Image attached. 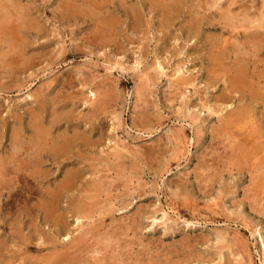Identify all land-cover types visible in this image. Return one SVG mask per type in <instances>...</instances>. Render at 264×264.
Listing matches in <instances>:
<instances>
[{
  "label": "rangeland",
  "instance_id": "1",
  "mask_svg": "<svg viewBox=\"0 0 264 264\" xmlns=\"http://www.w3.org/2000/svg\"><path fill=\"white\" fill-rule=\"evenodd\" d=\"M1 1L2 0H0V2ZM3 1L0 3V7L3 9H0V17L2 16L0 18V24L8 23L6 27L0 28V264H64V262L65 264H68V262L69 264H99L101 262L102 264H134L135 262V264H139L140 262H142V264H146V262L147 264H161V261L163 260V264H240V262L243 264H264V204L262 203L264 202V143L263 145L261 144V141H264V87H262L264 86V0H254V2H256L255 4L253 0H222L219 1V4L215 3L216 0H178L181 2V13L175 14L172 17L173 22L170 24H168L164 18L167 16L166 11L162 10L161 13L160 8H157L160 2L158 0H124V2L123 0ZM123 3L125 5L127 3L128 4L125 6ZM228 3L230 4L227 6ZM257 3L258 5H256ZM249 5L250 8H248ZM127 6H131L132 8L130 7L129 9L134 11H129ZM99 7H101V9ZM226 8H229L230 10ZM20 9L22 10L20 11ZM15 11L17 12L16 14L14 13ZM26 12L28 13V16ZM199 12H201L200 15H205V20L202 16H198ZM107 14H109L108 17ZM134 14L135 16H133ZM3 15L7 16L6 19ZM14 15H16V17ZM84 16L87 17L84 18ZM192 17L196 22L202 17L200 20L202 21V25L199 28L201 33L198 32V28H194L192 31L188 30L191 28V23L194 22ZM22 20H24V22ZM29 20L31 21V24ZM147 20L148 22H146ZM239 20L241 22H239ZM98 21H100V23ZM209 22L212 25H210ZM119 23L122 25L119 26ZM161 23L164 24V27ZM237 23L239 24L240 28L238 27ZM250 24H252V27ZM97 25H101V29ZM168 26H170V28ZM242 27L246 29H243ZM236 28L237 30H235ZM164 29H168L169 33L167 30H165V32ZM119 30L121 32H119ZM189 31L191 35L188 34ZM245 32H249V35L247 33L244 34ZM19 33H22L23 35ZM94 33L96 36L93 35ZM116 33L117 35H115ZM97 34H99V36ZM103 34L109 39H107ZM225 34L228 35L229 38L227 36L225 37ZM250 34H252V36ZM192 35L193 39L190 37ZM21 36H23L26 41ZM114 36L116 38H114ZM201 36L203 38L202 40H206V42H202V40L200 41ZM250 37L254 38L250 39ZM110 38L112 41L114 40L115 43L111 42ZM209 38L215 39L212 40ZM243 38L244 40H242ZM1 39L5 42H2ZM246 39H248V41ZM21 40H24L23 43ZM228 40L232 41L228 42ZM239 40H241L242 44L244 43L243 49V45ZM94 41L95 44L93 43ZM204 42L206 43L204 45H208L209 47L212 43L211 45L213 46H211V48L213 50H211V48L208 46H201V44ZM250 42L254 43L252 44ZM228 43L232 47L231 50L235 51V53L232 51L230 53L228 52L231 48ZM232 43H234V45ZM237 43L240 46H238ZM8 44L10 47H8ZM110 44L112 46H110ZM76 48H78V50ZM194 48L196 51H198V53L194 50ZM198 48L200 49L198 50ZM44 49L46 52H44ZM201 49H205L204 52L203 50L201 51ZM22 50L23 53L21 52ZM218 50H220V53H216ZM237 50L238 52L240 50L241 51L238 53ZM42 51L43 55L41 53ZM241 52L242 54H240ZM250 52L251 55L249 54ZM9 53L11 55H9ZM206 53H210L211 56L206 57L209 55ZM39 54H41V56ZM233 55H235V57ZM23 59H26V61ZM27 59H29V62H27ZM30 60L32 63H34V65L31 64ZM241 60H245L247 62H245L246 65H244V62ZM209 61L212 63H210V66L208 65ZM158 62L161 64H158ZM24 65L26 67H24ZM8 68L10 69L8 70ZM251 72H253L252 75ZM247 73L250 74L248 75ZM256 73L260 74L257 76L258 80L260 81L254 80L257 79L256 75L258 74ZM181 75L184 79L179 77ZM259 77H261V79H259ZM92 78H95V81ZM144 78L146 79L143 81ZM107 79L108 81H106ZM111 79L114 81H111ZM91 81L94 82L91 84ZM96 84H98V87L100 85V87L97 88ZM112 84H114V86ZM111 86L115 87V89H113ZM176 86H178L177 88H186L179 90L176 88ZM258 86H260V88ZM232 87H234L235 90ZM98 89L101 90L99 91ZM90 91L92 93H90ZM141 91H143V95H141ZM93 92L95 95H92ZM107 93H109L108 95L112 96V101H110L111 98H107ZM114 96H116L115 99ZM102 97L104 98L103 100ZM216 100L221 103H218ZM27 104L28 110H26ZM22 105L23 108L25 107L26 109H23ZM206 105L209 107L207 108ZM253 105L255 106L253 107ZM98 106L100 107L98 108ZM209 108L214 110H210ZM95 109L96 112H94ZM228 111H231L230 114ZM236 113L239 116L236 117ZM250 113L253 114L251 115ZM45 114L47 115L46 117ZM240 115H242V117ZM243 115L245 117V121ZM249 115H251L252 118H250L251 116ZM229 116H231V118H229ZM100 118L101 120H98ZM251 119L252 121H250ZM57 122L59 124H57ZM30 124L32 128L29 127ZM219 124L223 128V131L221 130ZM34 127L38 128L36 129ZM227 127H229V129ZM200 128L203 131H201ZM99 130L101 132L98 133ZM228 130L229 133L227 134L226 131ZM43 132L48 136L45 135L44 137ZM102 132L103 134H101ZM224 132H226L227 137L229 138L224 137L226 136ZM39 133L42 134H40V138H38ZM219 133L220 135H218ZM20 134L23 136V138H20L22 137ZM32 134L34 136H32ZM221 134H223V136ZM49 136L51 139H49ZM183 136L186 137L184 138ZM211 137L213 139H210ZM259 137H263L262 139L260 138V145L257 142ZM19 138L20 140H18ZM66 138L70 139V142L72 143L69 148L64 149L62 148V142ZM95 139H98L99 142H97ZM225 139L230 140L225 141ZM248 140L250 144L248 143ZM28 141H31L30 143L32 144H30ZM231 141L234 143L238 141L236 146L238 150L236 147H233V149L230 147V150H227L230 145L234 146V143L232 144ZM245 143H248L249 145L247 146ZM42 144H47L48 146ZM54 144H56L55 148ZM227 144H229V146H227ZM34 147L36 149H34ZM242 147H245L244 151ZM83 148H85L84 152ZM246 148L248 150H246ZM41 149L45 151L41 153ZM47 149L49 150L48 152H46ZM56 149L58 152H60L59 154L55 151ZM68 149H70V151ZM249 149L252 150L254 154ZM59 150L65 151L67 153L61 152ZM231 150L236 151L231 153ZM212 151L214 154L211 153ZM78 152H80V155L82 156L81 159L83 158L84 160L79 159L80 155ZM117 152H121L120 155ZM249 152L252 154H249ZM48 153L52 154L50 155ZM61 153L64 156H62ZM208 153H211V155ZM122 154L125 156H122ZM245 154L249 155L247 156ZM53 155H56L57 157L55 156L54 158ZM65 155L68 157L63 159ZM149 155H151V157ZM254 155L255 157L257 156L256 159L253 157ZM37 156L38 158H36ZM74 156L76 159H78H75L77 164L75 163L74 158H71ZM202 156L206 158L202 159ZM245 156H247L248 160ZM259 156L263 157L258 158ZM44 157L46 160H44ZM99 157H101L100 161L97 159ZM119 157L121 159H119ZM248 157L252 159V161H255L254 164L251 163V160ZM79 160H81L82 163ZM243 160H246L247 162ZM34 161L36 163H34ZM93 161L96 162V164ZM204 161L206 162L204 163ZM90 162H92V164H90ZM42 163H45L47 167ZM32 164H35L34 166L36 168H34ZM93 164H95L96 167H94ZM126 164L127 168L125 167ZM129 164L132 166L131 168ZM229 164H231V166ZM233 164L235 167H233ZM54 165L56 167H54ZM38 166L43 167L41 169L39 167V170L45 173H47L46 171L50 173L51 170V175H49V173L46 175L45 173L39 171ZM91 167L92 169L94 168L93 170L95 172L97 170V172L95 173ZM119 167L123 169H121V172L120 170H117L120 169ZM247 167H249L248 170H246ZM255 167H259L258 171H256L257 168L255 169ZM35 169H37V171ZM57 169L60 170L58 171ZM237 169L241 171H238ZM249 170L251 171V175ZM27 171H29V173ZM34 171H36V174L39 172L40 174L35 175L33 174ZM64 171L65 173H63ZM212 171H214V173ZM242 171H244V173ZM253 172L255 173L254 177ZM261 172L262 174H260ZM81 175L85 177H81ZM38 176H40V179ZM47 176H51L50 179ZM43 177L45 179L47 177V179L45 180ZM102 177L104 179H102ZM196 177L198 181L195 180ZM90 178L91 180H94L91 181ZM214 178L215 180H213ZM250 178L254 181H251ZM34 179L36 181L39 179L38 182L42 183L43 181V183L38 184V182L34 181ZM23 180H25L24 182L26 183L22 182ZM58 180H60L59 182H61V184L58 182ZM64 180H67V183L64 182ZM55 182L57 185H55ZM4 183L6 184L4 185ZM211 183H213V185H211ZM249 183L251 184L249 185ZM80 184L83 185V191L80 190ZM103 184H105V186ZM43 185L44 188H40L39 190V187H43ZM112 185L115 186L113 187ZM5 186L7 187L5 188ZM48 188L53 189L47 190ZM55 188H58V191ZM84 188L88 192H86ZM59 189L62 191L60 192ZM65 189H68V191L70 190V192ZM36 190L39 192L37 193ZM100 190L106 194L103 195L104 193H99L101 192ZM53 191L56 194L58 192L56 195L57 198L55 197ZM251 191L255 194L253 195ZM108 192L109 194L112 192L110 196L107 194ZM68 193L73 194V196ZM75 193L79 194L76 197L77 207H75L76 201L74 202V198L76 196ZM247 193L251 196H249ZM92 194L93 196L91 197L90 195ZM40 195H42V198ZM111 195H113V197ZM94 196H97V198ZM106 196L108 198L105 200L104 198ZM248 196L249 198H247ZM68 197L71 198L69 199ZM95 198L99 203L96 202ZM66 199L69 201L67 202ZM112 199L114 201H112ZM78 200L81 201V203H78ZM89 200H91L92 204H90L91 202H89ZM254 200L255 204L259 202L258 206L253 204ZM120 202L124 203L122 204ZM65 203H67L66 206ZM70 203L73 204V209L75 210H72V205H70L71 207L68 206ZM96 203L99 204L101 208L98 207ZM38 205L41 208H39ZM62 205L64 206L62 207ZM87 205H93V207L91 206V208H89L90 210H93V213L87 208ZM124 205L127 206L125 207ZM48 206L50 210L48 209ZM78 206H80L81 209ZM249 206L256 207L251 208ZM26 208L28 211L31 209L30 212L27 211L29 215L25 212ZM93 208H95L97 211H95ZM97 208H99V210ZM38 210L40 211L37 214ZM77 210H84L80 211V213L83 212L81 215L86 218H81V215L77 213ZM107 210L111 211V213L104 215L103 213ZM49 211L53 212L51 213V216H49ZM69 211L72 212L70 213L71 215L69 214L71 218L68 215ZM87 211L88 213L90 212L89 214H91L92 217L89 214V218L87 217ZM141 212L142 214H140ZM97 213L100 215V217L97 215ZM65 214L67 216H65ZM75 214L76 216H73ZM77 215L78 217L80 216V220L83 219L81 222L78 221L79 218ZM111 215H113V221L110 218ZM53 216H57V218H54ZM62 216L67 218L65 219ZM95 218L99 221H97ZM44 219L48 221L45 222ZM51 219L53 220L50 221ZM33 220H35V222ZM37 222L38 224H35ZM53 222H55L54 225L52 224ZM82 222L84 224H81ZM92 222L94 223L92 224ZM101 222L102 225H100ZM19 223H21V225ZM49 223L52 225H49ZM61 223L62 225H60ZM108 223H110L111 226H109L110 224ZM77 224L81 225L78 226ZM69 225L72 228V231H70L71 228ZM107 225L109 228H107ZM34 226L38 229H35ZM63 226H65L66 229ZM116 226H118L120 230H118ZM26 227H29L30 231L23 230L24 228L28 229ZM120 227L123 229V231L125 229L126 233L125 231L123 232ZM74 229H76V231ZM85 229L88 230L85 231ZM34 230L36 231V234L33 232ZM63 230H67L68 232ZM30 232L31 234L29 235ZM40 232H42V234ZM69 232L71 233L69 234ZM107 232H109L110 235L105 234V236L109 235L107 237L109 240L107 243H105L107 240L104 242V233ZM83 233L86 235V238L84 239L87 240L82 239V235L84 236ZM115 233L117 234V237ZM76 234L78 237L81 236L79 237L80 239L75 236ZM114 235L115 239L113 241L112 238H114ZM65 236L70 238L73 236L74 239H70L68 237L66 239ZM122 238H124L125 241ZM63 239L64 241L62 242ZM80 240H84L85 243L83 242V244ZM116 240L117 242H115ZM75 241H77L78 244ZM110 243L112 245H120L121 248L123 247V249L126 250H122L117 245H115L116 247L114 248V246H111ZM130 246L131 248H128ZM118 251L121 253L120 256L118 255L119 253H117ZM119 257L122 258L119 259ZM137 259L138 261H136ZM115 260H118L119 262H116ZM121 260L122 263H120ZM123 261L129 262L125 263Z\"/></svg>",
  "mask_w": 264,
  "mask_h": 264
},
{
  "label": "bare ground",
  "instance_id": "2",
  "mask_svg": "<svg viewBox=\"0 0 264 264\" xmlns=\"http://www.w3.org/2000/svg\"><path fill=\"white\" fill-rule=\"evenodd\" d=\"M2 1H3V0H2ZM2 1H1V2H2ZM158 1H160V2H159V5L157 6V8H160L161 13H162V10H165L166 13H167V16H166L167 18L164 17V16H163V17L166 19V21L168 22V24L172 23V22H173L172 17H173L175 14H179V13H181V9H180V8H181V2L178 1V0H158ZM158 1H157V2H158ZM219 1H222V0H216L215 3H218V4H219ZM251 1H252V0H251ZM251 1H250V2H251ZM1 2H0V3H1ZM22 2H23V1H22ZM24 2H25V1H24ZM112 2H113V1H112ZM123 2H124V0H123ZM250 2H249V4H250ZM253 2H254V0H253ZM3 3H4V1H3ZM3 3H2V4H3ZM7 3H9V2H7ZM7 3H6V5H7ZM10 3H11V1H10ZM25 3H26V2H25ZM29 3H30V2H29ZM119 3H120V2H119ZM125 3H126V2H125ZM148 3H149V2H148ZM148 3H147V4H148ZM152 3H153V2H152ZM246 3H247V2H246ZM255 3H256V2H254V4H255ZM259 3H261V2H259ZM123 4H124V3H123ZM127 4H128V3H127ZM127 4H126V5H127ZM229 4H230V3H228L227 6H228ZM11 5H12V4H11ZM17 5H18V4H17ZM20 5H21V4H20ZM28 5H29V4H28ZM91 5H92V4H91ZM99 5H100V4H99ZM102 5H103V4H102ZM124 5H125V4H124ZM126 5H125V6H126ZM153 5H154V4H153ZM212 5H213V3H212ZM220 5H221V4H220ZM224 5H225V4H224ZM252 5H253V4H252ZM256 5H258V3H257ZM2 6H3V5H2ZM29 6H30V5H29ZM103 6H105V5H103ZM131 6H132V5H131ZM131 6H130V7H131ZM134 6H135V4H134ZM11 7H12V6H11ZM19 7H20V6H19ZM97 7H98V6H97ZM116 7H117V6H116ZM118 7H119V5H118ZM127 7H128V9L130 8L129 6H127ZM140 7H141V6H140ZM9 8H10V7H9ZM73 8H74V7H73ZM99 8L101 9V7H99ZM119 8H120V7H119ZM119 8H118V9H119ZM124 8H125V7H124ZM131 8H132V7H131ZM151 8H152V7H151ZM232 8H233V7H232ZM232 8H231V9H232ZM239 8H240V7H239ZM248 8H250V5H249ZM253 8H254V7H253ZM258 8H259V7H258ZM0 9H2V7H0ZM23 9H24V8H23ZM66 9H67V7H66ZM96 9H97V8H96ZM102 9H103V8H102ZM136 9H137V8H136ZM138 9H139V8H138ZM149 9H150V8H149ZM152 9H153V8H152ZM152 9H151V10H152ZM182 9H183V8H182ZM226 9L230 10L229 8H226ZM241 9H242V8H241ZM256 9H257V8H256ZM259 9H261V8H259ZM2 10H3V9H2ZM21 10H22V9H20V11H21ZM27 10H28V9H27ZM72 10H73V9H72ZM72 10H71V11H72ZM120 10H121V9H120ZM126 10H127V9H126ZM130 10H131V9H129V11H130ZM140 10H141V9H140ZM263 10H264V9H263ZM7 11H8V10H7ZM13 11H14V9H13ZM28 11H29V10H28ZM69 11H70V10H69ZM75 11H76V10H75ZM75 11H74V12H75ZM122 11H123V9H122ZM127 11H128V10H127ZM129 11H128V12H129ZM132 11H134V10H131V12H132ZM142 11H143V10H142ZM258 11H259V10H258ZM261 11H262V10H261ZM0 12H1V10H0ZM4 12H5V11H4ZM4 12H3V13H4ZM24 12H25V11H24ZM67 12H68V11H67ZM128 12H127V13H128ZM137 12H138V11H137ZM157 12H159V11H157ZM7 13H8V12H7ZM14 13L16 14L17 12L15 11ZM62 13H63V12H62ZM107 13H108V12H107ZM119 13H120V12H119ZM119 13H117V14H119ZM122 13H124V12H122ZM122 13H121V14H122ZM200 13H201V12H199L198 16H202V15H200ZM202 13H203V12H202ZM232 13H233V12H232ZM8 14H9V13H8ZM26 14H27V16H28V13H27V12H26ZM79 14H80V13H79ZM79 14H78V15H79ZM115 14H116V13H115ZM132 14H133V13H132ZM136 14H137V13H136ZM158 14H160V13H158ZM233 14H234V13H233ZM248 14H249V13H248ZM248 14H246V15H248ZM254 14H255V13H254ZM263 14H264V13H263ZM263 14H262V16H263ZM10 15H11V14H10ZM17 15H18V14H17ZM65 15H66V14H65ZM90 15H91V14H90ZM99 15H100V14H99ZM99 15H97V16H99ZM111 15H112V14H111ZM162 15H163V14H162ZM162 15H161V18H162ZM192 15H194V14H192ZM203 15H204V14H203ZM250 15H251V14H250ZM3 16H4V15H3ZM14 16L16 17V15H14ZM18 16H19V15H18ZM18 16H17V17H18ZM72 16H73V15H72ZM80 16H81V15H80ZM108 16H109V14H107V17H108ZM130 16H131V15H130ZM133 16H135V14H134ZM144 16H145V15H144ZM144 16H143V17H144ZM204 16H205V15H204ZM204 16H202L203 19H204ZM243 16H244V15H243ZM243 16H242V17H243ZM1 17H2V16H1ZM1 17H0V18H1ZM4 17H5V19H6L7 16H4ZM4 17H3V18H4ZM22 17H23V16H22ZM22 17H20V18H22ZM81 17H82V16H81ZM81 17H80V18H81ZM85 17H87V16H84V18H85ZM99 17H100V16H99ZM102 17H103V16H102ZM118 17H119V16H118ZM125 17H126V15H125ZM139 17H140V16H139ZM139 17H138V19H139ZM202 17H201V18H202ZM247 17H248V16H247ZM257 17H258V16H257ZM8 18H9V17H8ZM70 18H73V17H70ZM74 18H75V17H74ZM78 18H79V17H78ZM96 18H97V17H96ZM105 18H106V17H105ZM119 18H120V17H119ZM121 18H122V17H121ZM132 18H133V17H132ZM195 18H196V15H195ZM199 18H200V17H199ZM201 18H200V20H201ZM248 18H249V17H248ZM248 18H247V19H248ZM10 19H11V18H10ZM10 19H9V20H10ZM32 19H33V18H32ZM62 19H63V18H62ZM76 19H77V18H76ZM91 19H92V18H91ZM94 19H95V18H94ZM99 19H100V18H99ZM99 19H98V20H99ZM102 19H104V18H102ZM102 19H101V20H102ZM106 19H107V18H106ZM106 19H105V20H106ZM113 19H114V18H113ZM127 19H128V17H127ZM133 19H134V18H133ZM174 19H176V18H174ZM189 19H190V18H189ZM197 19H198V18H197ZM234 19H235V18H234ZM1 20H2V19H1ZM19 20H21V19H19ZM33 20H34V19H33ZM36 20H37V19H36ZM70 20H71V19H70ZM84 20H85V19H84ZM109 20H110V19H109ZM123 20H124V19H123ZM139 20H140V19H139ZM139 20H138V21H139ZM145 20H146V19H145ZM192 20L194 21L193 17H192ZM200 20L197 21V22H196V21L192 22V23H191V28L188 29V30H191V31H192L194 28H198V29H199V28L201 27V25H202V21H200ZM204 20H205V19H204ZM208 20H209V19H208ZM208 20H206V21H208ZM253 20H254V18H253ZM253 20H252V21H253ZM15 21H16V20H15ZM15 21H14V22H15ZM22 21L24 22V20H22ZM29 21H30V20H29ZM34 21H35V20H34ZM71 21H73V20H71ZM93 21H94V20H93ZM103 21H104V20H103ZM112 21H113V20H112ZM114 21H115V20H114ZM130 21H131V19H130ZM135 21H136V20H135ZM209 21H210V20H209ZM214 21H215V20H214ZM254 21H255V20H254ZM6 22H7V21H6ZM23 22H22V23H23ZM74 22H75V21H74ZM98 22L100 23V21H98ZM105 22H106V21H105ZM133 22H134V21H133ZM146 22H148V20H147ZM164 22H165V21H164ZM164 22H163V23H164ZM167 22H165V23H167ZM188 22L190 23L189 20H188ZM198 22H199L200 24H199ZM204 22H205V21H204ZM210 22H211V21H210ZM210 22H209V24L212 25ZM232 22H233V21H232ZM239 22H241V21L239 20ZM256 22H257V21H256ZM259 22H260V21H259ZM259 22H258V23H259ZM7 23H8V22H7ZM7 23H1V24H0V28L6 27V26H7ZM19 23H20V22H19ZM38 23H39V22H38ZM70 23H71V22H70ZM109 23H110V21H109ZM109 23H108V24H109ZM122 23H123V21H122ZM134 23H135V22H134ZM137 23H139V22H137ZM142 23H143V22H142ZM142 23H141V24H142ZM233 23H234V22H233ZM245 23H246V22H245ZM14 24H15V23H14ZM30 24H31V21H30ZM95 24H96V23H95ZM106 24H107V23H106ZM111 24H112V23H111ZM123 24H124V23H123ZM132 24H133V23H132ZM161 24H162V23H161ZM204 24H205V23H204ZM237 24H238V23H237ZM259 24H260V23H259ZM261 24H262V23H261ZM21 25H26V24H21ZM21 25H20V26H21ZM34 25H35V24H34ZM40 25H41V24H40ZM101 25H102V24H101ZM101 25H97V26L100 27ZM121 25H122V24H121ZM121 25H120V23H119V26H121ZM128 25H129V24H128ZM142 25H144V24H142ZM146 25H147V24H146ZM163 25H164V24H162V26H163ZM210 25H209V26H210ZM233 25H234V24H233ZM250 25H251V27H252V24H250ZM250 25H249V28H250ZM254 25H255V24H254ZM262 25H263V24H262ZM32 26H33V25H32ZM35 26H36V25H35ZM97 26H96V27H97ZM102 26H103V25H102ZM102 26H101V27H102ZM106 26H107V25H106ZM170 26H171V25H170ZM170 26H168V27L170 28ZM188 26L190 27L189 24H188ZM234 26H235V25H234ZM256 26H257V25H256ZM33 27H34V26H33ZM42 27H43V26H42ZM101 27H100V29H101ZM111 27H112V26H111ZM117 27H118V26H117ZM131 27H132V26H131ZM145 27H146V26H145ZM163 27H164V26H163ZM166 27H167V26H166ZM212 27H213V26H212ZM238 27H239V24H238ZM24 28H25V27H24ZM24 28H23V29H24ZM97 28H98V27H97ZM115 28H116V26H115ZM118 28H119V27H118ZM125 28H126V27H125ZM125 28H124V29H125ZM138 28H139V27H138ZM169 28H168V29H169ZM209 28H210V27H209ZM232 28H234V27H232ZM239 28H240V27H239ZM242 28H243V27H242ZM28 29H29V28H28ZM28 29H27V30H28ZM38 29H39V28H38ZM40 29H41V28H40ZM105 29H108V28H105ZM119 29H120V28H119ZM124 29H122V30H124ZM128 29H129V27H128ZM128 29H127V30H128ZM145 29H146V28H145ZM162 29H163V28H162ZM168 29H164V31H165V30L168 31ZM198 29H197V30H198ZM211 29H212V28H211ZM227 29H228V28H227ZM227 29H226V30H227ZM243 29H246V28H243ZM21 30H22V29H21ZM103 30H104V28H103ZM114 30H115V29H114ZM136 30H137V29H136ZM140 30H142V29H140ZM140 30H139V31H140ZM230 30H231V29H230ZM235 30H237V28H236ZM238 30H240V29H238ZM18 31H19V30H18ZM18 31H17V32H18ZM28 31H29V30H28ZM34 31H36V30H34ZM43 31H44V30H43ZM94 31H95V30H94ZM100 31H102V30H100ZM105 31H106V30H105ZM107 31H108V30H107ZM109 31H110V30H109ZM111 31H112V30H111ZM116 31H117V30H116ZM144 31H145V30H144ZM195 31H196V30H195ZM221 31H222V30H221ZM240 31H241V30H240ZM19 32H20V31H19ZM21 32H22V31H21ZM23 32H24V31H23ZM29 32H30V31H29ZM41 32H42V30H41ZM91 32H92V31H91ZM95 32H97V31H95ZM103 32H104V31H103ZM112 32H113V31H112ZM119 32H121V31L119 30ZM123 32H124V31H123ZM132 32H133V31H132ZM134 32H135V31H134ZM165 32H166V31H165ZM198 32L201 33V32H200V29H199ZM198 32H197V34H198ZM225 32H226V31H225ZM233 32H234V31H233ZM238 32H239V31H238ZM6 33H7V32H6ZM34 33H35V32H34ZM36 33H39V32H36ZM89 33H90V32H89ZM97 33H98V32H97ZM100 33H101V32H100ZM108 33H109V32H108ZM108 33H105V34H108ZM113 33H114V32H113ZM168 33H169V31H168ZM206 33H207V32H206ZM227 33H228V32H227ZM230 33H231V32H230ZM230 33H229V34H230ZM239 33H240V32H239ZM239 33H238V34H239ZM241 33H243V32H241ZM246 33L248 34L249 32H245L244 34H246ZM251 33H252V32H251ZM260 33H261V32H260ZM19 34H22V33H19ZM29 34H30V33H29ZM126 34H127V32H126ZM138 34H139V33H138ZM166 34H167V33H166ZM188 34H190V31L188 32ZM194 34H196V33H194ZM233 34H234V33H233ZM8 35H9V34H8ZM22 35H23V34H22ZM93 35L96 36L95 33H94ZM93 35H92V36H93ZM97 35L99 36V34H97ZM103 35H104V34H103ZM115 35H117V33H116ZM135 35H137V34H135ZM167 35H168V34H167ZM190 35H191V34H190ZM200 35H201V34H200ZM234 35H235V34H234ZM240 35H241V34H240ZM248 35H249V34H248ZM250 35L252 36V34H250ZM25 36H26V34H25ZM39 36H40V35H39ZM89 36H91V35H89ZM104 36H105V35H104ZM214 36H215V35H214ZM223 36H224V35H223ZM226 36L228 37V35L225 34V37H226ZM232 36H233V35H232ZM232 36H231V37H232ZM243 36H244V35H243ZM246 36H247V35H246ZM2 37H3V36H2ZM21 37H23V36H21ZM36 37H37V34H36ZM105 37H106V36H105ZM108 37H109V35H108ZM120 37H121V36H120ZM190 37H192V39H193V35L190 36ZM199 37H200V36H199ZM217 37H219V36H217ZM231 37H230V38H231ZM256 37H257V36H256ZM45 38H46V37H45ZM89 38H90V37H89ZM95 38H96V37H95ZM100 38H101V37H100ZM100 38H99V40H100ZM106 38H107V37H106ZM106 38H105V40H106ZM111 38H112V37H111ZM111 38H110V39H111ZM114 38H116V37L114 36ZM197 38H198V37H197ZM221 38H222V37H221ZM221 38H220V39H221ZM228 38H229V37H228ZM235 38H236V36H235ZM240 38H242V37H240ZM253 38H254V37H252V38L250 37V39H253ZM259 38H260V37H259ZM263 38H264V37H263ZM23 39H24V37H23ZM107 39H109V38H107ZM118 39H119V38H118ZM118 39H117V41H118ZM130 39H132V38H130ZM186 39H187V38H186ZM190 39H191V38H190ZM195 39H196V38H195ZM199 39H200V38H199ZM199 39H198V40H199ZM202 39H203V38H202V36H201L200 41H201ZM209 39L214 40L215 38H214V39H213V38H209ZM250 39H249V40H250ZM256 39H257V38H256ZM256 39H255V40H256ZM8 40H9V38H8ZM11 40H12V38H11ZM24 40H25V39H24ZM24 40H23V41H24ZM88 40H89V39H88ZM103 40H104V39H103ZM242 40H244V38H243ZM246 40L248 41V39H246ZM260 40H261V39H260ZM1 41H2V39H1ZM21 41H22V40H21ZM23 41H22V43H23ZM25 41H26V40H25ZM110 41H111V42H114V40L112 41V39H111ZM203 41L206 42V40H202V42H203ZM207 41H208V39H207ZM217 41H218V40H217ZM223 41H224V40H223ZM229 41H230V40H228V42H229ZM231 41H232V40H231ZM231 41H230V42H231ZM239 41L241 42V40H239ZM239 41H238V42H239ZM256 41H257V40H256ZM2 42H5V41H2ZM11 42H12V41H11ZM91 42H92V41H91ZM97 42H98V41H97ZM101 42H102V41H101ZM198 42H199V41H198ZM205 42H204L203 44H201V46H202V45H203V46H208V45H204V44H206ZM233 42H234V41H233ZM258 42H259V41H258ZM93 43L95 44V41H94ZM98 43H100V42H98ZM105 43H106V42H105ZM114 43H115V42H114ZM117 43H118V42H117ZM122 43H123V42H122ZM210 43H211V42H210ZM210 43H207V44H210ZM248 43H249V42H248ZM250 43L253 44L254 42H250ZM6 44H7V43H6ZM17 44H18V43H17ZM46 44H48V43H46ZM101 44H102V43H101ZM120 44H121V43H120ZM199 44H200V43H199ZM211 44H212V43H211ZM211 44H210V47L208 46L209 48H211V46H213V45H211ZM219 44H220V43H219ZM219 44H218V45H219ZM228 44H229V43H228ZM232 44L234 45V43H232ZM237 44H238V43H237ZM241 44H242V42H241ZM243 44H244V43H243ZM243 44H242V45H243ZM259 44H260V43H259ZM3 45H4V44H3ZM44 45H45V44H44ZM104 45H107V44H104ZM113 45H114V44H113ZM220 45H221V44H220ZM220 45H219V46H220ZM225 45H226V44H225ZM235 45H236V44H235ZM242 45H241V46H242ZM248 45H249V44H248ZM256 45H257V44H256ZM5 46H6V45H5ZM21 46H23V45H21ZM45 46H46V45H45ZM47 46H48V45H47ZM110 46H112V45L110 44ZM110 46H109V47H110ZM120 46H121V45H120ZM229 46L231 47L230 44H229ZM238 46H240V45L238 44ZM0 47H1V46H0ZM8 47H10L9 44H8ZM105 47H106V46H105ZM105 47H103V48H105ZM116 47H117V46H116ZM122 47H123V45H122ZM199 47H200V46H199ZM208 47H207V48H208ZM234 47H237V46H234ZM243 47H244V45L242 46V49H243ZM258 47H259V46H258ZM22 48H23V47H22ZM22 48H21V49H22ZM96 48H97V47H96ZM114 48H115V47H114ZM117 48H118V47H117ZM142 48H143V47H142ZM209 48H208V49H209ZM239 48H240V47H239ZM13 49H14V48H13ZM25 49H26V48H25ZM76 49L78 50V48H76ZM121 49H122V48H121ZM199 49H200V48H198V50H199ZM205 49H206V48H205ZM205 49H204V50H205ZM231 49H232V47H231L230 50L228 51L229 53L232 51ZM233 49H235V48H233ZM237 49H238V48H237ZM257 49H259V48H257ZM260 49H261V48H260ZM10 50H11V49H10ZM10 50H9V51H10ZM27 50H28V49H27ZM74 50H75V49H74ZM192 50H193V49H192ZM194 50H195V48H194ZM196 50H197V47H196ZM196 50H195V51H196ZM202 50H203V49H201V51H202ZM204 50H203V52H204ZM209 50H210V49H209ZM211 50H213V49L211 48ZM227 50H228V48H227ZM63 51H64V50H63ZM207 51H208V50H207ZM219 51H220V50H218V52H216V53H220ZM222 51H223V50H222ZM225 51H226V50H225ZM240 51H241V50H240ZM240 51H239V52H240ZM244 51H245V49H244ZM249 51H250V50H249ZM249 51H248V52H249ZM21 52L23 53V50H22ZM44 52H46L45 49H44ZM193 52H194V51H193ZM196 52L198 53V51H196ZM196 52H195V53H196ZM203 52H201V53H203ZM232 52L235 53V51H232ZM237 52H238V50H237ZM239 52H238V53H239ZM245 52H246V51H245ZM245 52H244V53H245ZM262 52H263V51H262ZM17 53H19V52H17ZM26 53H27V51H26ZM39 53H40V52H39ZM41 53H42V55H43V51H42ZM199 53H200V52H199ZM233 53H231V54H233ZM257 53H258V52H257ZM11 54H12V52H11ZM11 54L9 53V55H11ZM15 54H16V53H15ZM45 54H46V53H45ZM116 54H117V53H116ZM120 54H121V53H120ZM206 54H209V55H207L206 57L211 56L210 53H206ZM227 54H228V53H227ZM240 54H242V52H241ZM240 54H237V55H240ZM249 54L251 55V52H250ZM252 54H253V53H252ZM6 55H7V54H6ZM17 55H18V54H17ZM23 55H24V54H23ZM39 55L41 56V54H39ZM213 55H214V54H213ZM218 55H219V54H218ZM255 55H256V54H255ZM257 55H258V54H257ZM3 56H4V55H3ZM12 56H13V55H12ZM21 56H22V55H21ZM24 56H25V55H24ZM233 56L235 57V55H233ZM244 56H245V55H244ZM22 57H23V56H22ZM218 57H220V56H218ZM221 57H222V56H221ZM227 57H228V56H227ZM249 57H250V56H249ZM37 58H38V56H37ZM211 58H212V57H211ZM244 58H245V57H244ZM251 58H254V57H251ZM38 59H39V58H38ZM208 59H209V58H208ZM241 59H243V58H241ZM246 59H247V58H246ZM23 60L26 61V59H23ZM27 60H28L27 62H29V59H27ZM33 60H34V59H33ZM209 60H210V59H209ZM211 60H214V59H211ZM252 60H253V59H252ZM30 61H31V60H30ZM241 61H242V60H241ZM248 61H249V59H248ZM254 61H255V60H254ZM254 61H253V64H254ZM242 62H244V65H246V64H245V62H246L245 60L242 61ZM3 63H4V62H3ZM21 63H22V62H21ZM25 63H26V62H25ZM210 63H211V62L209 61V63H208L209 66L212 64V63H211V64H210ZM246 63H247V62H246ZM250 63H251V62H250ZM1 64H2V63H1ZM22 64H23V63H22ZM26 64H27V63H26ZM31 64L34 65V63H32V61H31ZM31 64H30V66H31ZM158 64H161V63L158 62ZM251 65H252V63H251ZM9 66H10V65H9ZM17 66H18V65H17ZM20 66H21V65H20ZM20 66H19V69H20ZM28 66H29V65H28ZM30 66H29V67H30ZM223 66H224V65H223ZM238 66H239V65H238ZM241 66H243V65H241ZM249 66H250V65H249ZM253 66H254V65H253ZM21 67H23V66H21ZM24 67H26V66L24 65ZM156 67H158V66H156ZM159 67H160V66H159ZM161 67H162V66H161ZM207 67H208V66H207ZM218 67H219V66H218ZM236 67H237V66H236ZM246 67H247V66H246ZM250 67H251V66H250ZM258 67H259V66H258ZM30 68H31V67H30ZM162 68H163V67H162ZM180 68H181V66H180ZM210 68H211V67H210ZM230 68H231V67H230ZM239 68H240V67H239ZM251 68H252V67H251ZM255 68H256V67H255ZM255 68H254V69H255ZM5 69H6V67H5ZM9 69H10V68H8V70H9ZM14 69H15V67H14ZM24 69H26V68H24ZM28 69H29V68H28ZM158 69H159V68H158ZM160 69H161V68H160ZM163 69H164V68H163ZM243 69H244V68H243ZM249 69H250V68H249ZM252 69H253V68H252ZM16 70H17V69H16ZM176 70H177V69H176ZM214 70H215V69H214ZM219 70H220V69H219ZM255 70H257V69H255ZM258 70H259V69H258ZM262 70H263V69H262ZM5 71H6V70H5ZM238 71H241V70H238ZM245 71H246V70H245ZM251 71H254V70H251ZM3 72H4V70H3ZM11 72H12V71H11ZM13 72H14V71H13ZM15 72H16V71H15ZM17 72H18V70H17ZM17 72H16V73H17ZM162 72H164V71H162ZM230 72H231V71H230ZM235 72H236V71H235ZM242 72H243V71H242ZM257 72H258V71H257ZM260 72L262 73L261 70H260ZM260 72H259V73H260ZM5 73H6V72H5ZM5 73H4V74H5ZM8 73H10V72H8ZM21 73H22V72H21ZM177 73H178V72H177ZM259 73H256V74H258V75H256V77L259 76V75L261 74V73H260V74H259ZM263 73H264V72H263ZM13 74H15V73H13ZM18 74H20V73H18ZM178 74H180V73H178ZM178 74H177V75H178ZM184 74H185V73H184ZM216 74H217V73H216ZM247 74H248V73H247ZM249 74H250V73H249ZM249 74H248V75H249ZM252 74H253V72H251V75H252ZM182 75H183V74H182ZM182 75L179 76V77L183 78ZM185 75H186V74H185ZM220 75H221V74H220ZM222 75H223V74H222ZM243 75H244V74H243ZM251 75H250V76H251ZM254 75H255V74H254ZM261 75H262V74H261ZM18 76H19V75H18ZM87 76H89V75H87ZM87 76H86V77H87ZM224 76H225V75H224ZM262 76H263V75H262ZM89 77H90V76H89ZM147 77H148V76H147ZM210 77H212V76H210ZM216 77H217V76H216ZM253 77H254V76H253ZM95 78H97V77H95ZM95 78H94V79H95ZM213 78H214V76H213ZM245 78H246V77H245ZM92 79H93V78H92ZM94 79H93V80H94ZM108 79H109V78H108ZM108 79H107L106 81H108ZM145 79H146V78H144L143 81H144ZM183 79H184V78H183ZM214 79H215V78H214ZM216 79H217V78H216ZM219 79H220V77H219ZM237 79H238V78H237ZM247 79H248V77H247ZM259 79H261V77H259ZM262 79H263V78H262ZM85 80H86V79H85ZM148 80H150V79H148ZM148 80H147V81H148ZM151 80H152V79H151ZM153 80H154V78H153ZM188 80H189V79H188ZM209 80H211V79H209ZM212 80H213V79H212ZM243 80H244V79H243ZM249 80H250V79H249ZM254 80H258V77H257V79H254ZM86 81H87V80H86ZM94 81H95V80H94ZM94 81H93V82H94ZM109 81H110V80H109ZM111 81H114V80L111 79ZM244 81H245V80H244ZM258 81H260V80H258ZM258 81H257V82H258ZM65 82H66V81H65ZM70 82H71V81H70ZM83 82H84V81H83ZM93 82L91 81V84H92ZM104 82H105V81H104ZM175 82H176V81H175ZM183 82H184V81H183ZM214 82H215V81H214ZM235 82H236V81H235ZM263 82H264V81H263ZM263 82H262V83H263ZM105 83H106V82H105ZM105 83H104V84H105ZM111 83H113V82H111ZM114 83H115V82H114ZM116 83H117V82H116ZM141 83H142V82H141ZM146 83H147V82H146ZM177 83H178V82H177ZM184 83H185V82H184ZM216 83H217V82H216ZM239 83H240V82H239ZM260 83H261V82H260ZM83 84H84V83H83ZM101 84H102V83H101ZM147 84H148V83H147ZM175 84H176V83H175ZM175 84H174V85H175ZM188 84H189V83H188ZM190 84H191V83H190ZM227 84H228V83H227ZM233 84H234V83H233ZM87 85H88V84H87ZM94 85H95V84H94ZM102 85H103V84H102ZM112 85L114 86V84H112ZM116 85H118V84H116ZM181 85H182V84H181ZM258 85H259V84H258ZM84 86H85V85H84ZM96 86H97V88L100 87V85H99V87H98V84H96ZM113 86H111V87H113ZM183 86H184V85H183ZM232 86H233V85H232ZM248 86H249V85H248ZM260 86H262V85H260ZM260 86H258V87L260 88ZM146 87H147V85H146ZM177 87H178V86H176V88H177ZM179 87H180V86H179ZM181 87H182V86H181ZM229 87H230V86H229ZM242 87H243V86H242ZM262 87H264V86H262ZM102 88H103V86H102ZM183 88L185 89L186 87L177 88V89H179V90L181 89V90H182ZM232 88H234V87H232ZM243 88H244V87H243ZM243 88H242V89H243ZM252 88H253V86H252ZM103 89H104V88H103ZM103 89H102V90H103ZM113 89H115V87H113ZM116 89H117V88H116ZM140 89H141V88H140ZM144 89H145V88H144ZM249 89H250V88H249ZM98 90H99V89H98ZM100 90H101V89H100ZM100 90H99V91H100ZM145 90H146V89H145ZM174 90H175V89H174ZM234 90H235V88H234ZM238 90H239V89H238ZM113 91H114V90H113ZM143 91H144V90H143ZM143 91H141V92H142L141 95H143ZM248 91H249V90H248ZM55 92H56V91H55ZM103 92H104V91H103ZM109 92H112V91H109ZM116 92H117V91H116ZM184 92H185V91H184ZM236 92H237V91H236ZM236 92H235V93H236ZM245 92H246V91H245ZM251 92H252V90H251ZM262 92H263V91H262ZM40 93H41V92H40ZM90 93H92V92L90 91ZM175 93H176V91H175ZM108 94H109V93H107V95H108ZM116 94H117V93H116ZM145 94H146V93H145ZM232 94H234V93H232ZM254 94H255V93H254ZM262 94H263V93H262ZM262 94H261V95H262ZM92 95H95L94 92H93ZM102 95H104V94H102ZM234 95H236V94H234ZM263 95H264V94H263ZM96 96H97V95H96ZM99 96H101V95H99ZM108 96H110V95H108ZM108 96H107V98H111L110 101H112V96H110V97H108ZM216 96H217V95H216ZM228 96H229V95H228ZM236 96H238V95H236ZM239 96H240V95H239ZM253 96H254V95H253ZM29 97H30V96H29ZM115 97H116V96H114V99H115ZM117 97H118V96H117ZM234 97H235V96H234ZM234 97H233V98H234ZM248 97H249V96H248ZM94 98H95V97H94ZM99 98H100V97H99ZM263 98H264V96H263ZM30 99H31V97H30ZM33 99H34V98H33ZM37 99H38V98H37ZM103 99H104V98L102 97V100H103ZM237 99H238V98H237ZM41 100H42V99H41ZM64 100H65V99H64ZM108 100H109V99H108ZM108 100H107V101H108ZM225 100H226V98H225ZM240 100H241V99H240ZM240 100H238V101H240ZM254 100H255V99H254ZM257 100H259V99H257ZM114 101H116V100H114ZM216 101H217V100H216ZM220 101H221V100H220ZM245 101H246V99H245ZM92 102H93V101H92ZM217 102H218V101H217ZM251 102H252V101H251ZM31 103H32V102H31ZM82 103H83V102H82ZM109 103H110V102H109ZM218 103H221V102H218ZM243 103H244V102H243ZM37 104H38V103H37ZM222 104H223V103H222ZM31 105H32V104H31ZM33 105H34V104H33ZM92 105H93V103H92ZM103 105H104V104H103ZM241 105H242V101H241ZM27 106H28V104L26 105V107H27ZM228 106H229V105H228ZM238 106H239V105H238ZM251 106H252V104H251ZM254 106H255V105H253V107H254ZM65 107H66V106H65ZM99 107H100V106H98V108H99ZM107 107H108V106H107ZM206 107H207V105H206ZM208 107H209V106H208ZM208 107H207V108H208ZM217 107H218V106H217ZM219 107H220V106H219ZM229 107H230V106H229ZM229 107H228V108H229ZM240 107H241V106H240ZM253 107H251V108H253ZM22 108H23V105H22ZM24 108H25V107H24ZM24 108H23V109H24ZM32 108H33V107H32ZM34 108H35V107H34ZM37 108H38V107H37ZM221 108H222V107H221ZM234 108H235V107H234ZM258 108H259V107H258ZM258 108H257V109H258ZM23 109H22V110H23ZM25 109H26V108H25ZM91 109H92V108H91ZM104 109H106V108H104ZM209 109H210V108H209ZM211 109H212V108H211ZM211 109H210V110H211ZM237 109H238V108H237ZM241 109H242V107H241ZM263 109H264V107H263ZM26 110H28V107H27ZM212 110H214V109H212ZM228 110H229V109H228ZM239 110H240V109H239ZM250 110H251V109H250ZM23 111H24V110H23ZM206 111H207V110H206ZM208 111H209V110H208ZM237 111H238V110H237ZM248 111H249V110H248ZM33 112H34V110H33ZM94 112H96V109H95ZM214 112H215V111H214ZM228 112H229V111H228ZM230 112H231V111H230ZM230 112H229V114H230ZM240 112H241V111H240ZM240 112H239V113H240ZM245 112H246V111H245ZM61 113H62V112H61ZM63 113H64V112H63ZM99 113H100V111H99ZM243 113H244V112H243ZM25 114H26V113H25ZM29 114H30V113H29ZM224 114H226V113H224ZM224 114H222V115H224ZM232 114H233V113H232ZM241 114H242V112H241ZM244 114H245V113H244ZM250 114H251V113H250ZM252 114H253V113H252ZM252 114H251V115H252ZM33 115H34V114H33ZM97 115H100V114H97ZM144 115H145V114H144ZM144 115H143V116H144ZM186 115H187V114H186ZM190 115H192V114H190ZM251 115H249V116H251ZM263 115H264V113H263ZM31 116H32V115H31ZM43 116H44V115H43ZM46 116H47V115L45 114V117H46ZM58 116H59V115H58ZM92 116H93V114H92ZM95 116H96V115H95ZM95 116H94V117H95ZM187 116H188V115H187ZM219 116H220V115H219ZM237 116H239V115H237V113H236V117H237ZM240 116L242 117V115H240ZM247 116H248V115H247ZM99 117H100V116H99ZM243 117H244V115H243ZM12 118H13V117H12ZM141 118H142V114H141ZM218 118H219V117H218ZM229 118H231V116H229ZM232 118H234V117H232ZM250 118H252V116H251ZM138 119H140V118H138ZM257 119H258V118H257ZM88 120H89V119H88ZM98 120H101V118L98 119ZM98 120H97V121H98ZM140 120H141V119H140ZM233 120H234V119H233ZM246 120H247V119H246ZM259 120H260V119H259ZM47 121H48V120H47ZM78 121H79V120H78ZM95 121H96V120H95ZM231 121H232V120H231ZM238 121H239V120H238ZM238 121H237V123H238ZM244 121H245V117H244ZM250 121H252V119H251ZM44 122H45V121H44ZM59 122H60V121H59ZM61 122H62V121H61ZM99 122H101V121H99ZM234 122H235V121H234ZM234 122H233V123H234ZM15 123H16V122H15ZM33 123H34V122H33ZM33 123H32V124H33ZM48 123H49V122H48ZM62 123H63V122H62ZM62 123H61V124H62ZM65 123H68V122H65ZM219 123H220V122H219ZM252 123H254V122H252ZM262 123H263V122H262ZM43 124H45V123H43ZM53 124H54V123H53ZM55 124H56V123H55ZM57 124H59V123L57 122ZM57 124H56V125H57ZM100 124H101V123H100ZM239 124H240V123H239ZM243 124H244V123H243ZM56 125H55V127H56ZM62 125H63V124H62ZM64 125H66V124H64ZM84 125H85V124H84ZM125 125H126V124H125ZM237 125H238V124H237ZM252 125H253V124H252ZM254 125H255V124H254ZM260 125H261V124H260ZM260 125H259V126H260ZM262 125H263V124H262ZM2 126H3V125H2ZM16 126H17V125H16ZM34 126H38V125H34ZM44 126H45V125H44ZM48 126H49V125H48ZM58 126H59V125H58ZM219 126H220V124H219ZM219 126H218V127H219ZM256 126H257V125H256ZM20 127H21V126H20ZM29 127L32 128L31 124L29 125ZM29 127H28V128H29ZM60 127H61V126H60ZM75 127H76V126H75ZM96 127H98V126H96ZM101 127H102V126H101ZM220 127H221V126H220ZM225 127H226V126H225ZM253 127H254V126H253ZM257 127H258V126H257ZM263 127H264V126H263ZM31 128H29V129H31ZM34 128L37 129L38 127H34ZM57 128H58V127H57ZM90 128H91V127H90ZM98 128H99V127H98ZM201 128H202V127H201ZM201 128H200V129H201ZM203 128H204V127H203ZM227 128L229 129V127H227ZM227 128H226V129H227ZM230 128H231V127H230ZM23 129H24V128H23ZM101 129H102V128H101ZM222 129H223V128L221 127V130H222ZM51 130H52V129H51ZM51 130H50V131H51ZM59 130H60V128H59ZM89 130H90V129H89ZM89 130H88V131H89ZM218 130H220V129H218ZM29 131H30V130H29ZM39 131H41V130H39ZM47 131H48V130H47ZM60 131H61V130H60ZM173 131H175V130H173ZM173 131H172V132H173ZM198 131H199V130H198ZM201 131H203V130L201 129ZM222 131H223V130H222ZM224 131H225V130H224ZM41 132H42V131H41ZM56 132H57V131H56ZM90 132H91V131H90ZM99 132H101V131L99 130L98 133H99ZM175 132H176V131H175ZM182 132H183V131H182ZM226 132H227V134H228V133H229V130L226 131ZM226 132H224V133L226 134ZM21 133H22V132H21ZM24 133H25V132H24ZM26 133H27V132H26ZM32 133H33V132H32ZM255 133H256V132H255ZM7 134H8V133H7ZM7 134H6V135H7ZM29 134H30V133H29ZM36 134H37V132H36ZM40 134H41V133H39L38 138H40ZM43 134H44V132H43ZM51 134H52V132H51ZM64 134H65V133H64ZM92 134H93V133H92ZM101 134H103V132H102ZM201 134H202V133H201ZM213 134H214V133H213ZM227 134H226V136H224V137H227ZM233 134H234V133H233ZM258 134H259V133H258ZM20 135H21V134H20ZM41 135H42V134H41ZM45 135H47V134H44V137H45ZM89 135H91V134H89ZM95 135H96V134H95ZM203 135H204V134H203ZM218 135H220V133H219ZM221 135L223 136V134H221ZM230 135H231V134H230ZM230 135H229V136H230ZM261 135H262V134H261ZM2 136H3V135H2ZM21 136H22V135H21ZM28 136H31V135H28ZM28 136H27V137H28ZM32 136H34V135L32 134ZM47 136H48V135H47ZM47 136H46V137H47ZM91 136H92V135H91ZM96 136H98V135H96ZM211 136H212V135H211ZM49 137H50V136H49ZM93 137H94V136H93ZM181 137H182V136H181ZM183 137L185 138L186 136H183ZM198 137H199V136H198ZM215 137H216V136H215ZM219 137H220V136H219ZM237 137H238V136H237ZM20 138H23V136L20 137ZM20 138H19L18 140H20ZM25 138H26V136H25ZM30 138H31V137H30ZM57 138H58V137H57ZM57 138H56V139H57ZM90 138H91V137H90ZM99 138L102 139L101 137H99ZM176 138H177V137H176ZM190 138H191V137H190ZM199 138H200V137H199ZM220 138H221V137H220ZM227 138H229V137H227ZM253 138H254V137H253ZM260 138L262 139L263 137H259V140H258L257 142H258L259 145H260V143L262 142L261 144L263 145L264 141H261V142L259 143V141L261 140ZM46 139H47V138H46ZM49 139H51V137H50ZM52 139H53V137H52ZM93 139H94V138H93ZM210 139H213V138L211 137ZM244 139H245V138H244ZM247 139H248V138H247ZM247 139H246V140H247ZM23 140H24V139H23ZM95 140H97V142H99L98 139H95ZM95 140H94V141H95ZM172 140H173V139H172ZM181 140H182V138H181ZM192 140H193V139H192ZM201 140H203V139H201ZM201 140H200V141H201ZM215 140H216V139H215ZM226 140H228V139H225V141H226ZM229 140H230V139H229ZM229 140H228V141H229ZM234 140H235V139H234ZM239 140H240V139H239ZM46 141H47V140H46ZM70 141H71V140L68 139V138L64 139V141L62 142V143H63V144H62V148H64V149L69 148V147L71 146V143H72V142H70ZM86 141H87V140H86ZM101 141H102V140H101ZM177 141H179V140H177ZM203 141H204V140H203ZM203 141H202V142H203ZM218 141H219V139H218ZM222 141H223V139H222ZM222 141H221V142H222ZM16 142H18V141H16ZM28 142H29V141H28ZM30 142H31V141H30ZM30 142H29V143H30ZM39 142H40V141H39ZM49 142H50V140H49ZM90 142H91V141H90ZM180 142H181V141H180ZM210 142H211V140H210ZM221 142H220V143H221ZM231 142H232V141H231ZM237 142H238V141H237ZM237 142H236V143L232 142V144L234 143V146H231V145L229 146V144H227V146H229V147L227 148V150H230V149H229L230 147H232V149H233V147L235 148V147L237 146V144H238ZM45 143H46V142H45ZM120 143H125V142H120ZM243 143H244V142H243ZM248 143H249V140H248ZM248 143H247V144L245 143V144L248 146V145L250 144V143H249V144H248ZM22 144H23V143H22ZM30 144H32V143H30ZM30 144H29V145H30ZM57 144H58V143H57ZM77 144H78V143H77ZM96 144H98V143H96ZM203 144H204V143H203ZM223 144H224V142H223ZM235 144H236V145H235ZM239 144H240V143H239ZM23 145H24V144H23ZM39 145H40V144H39ZM42 145H45V144H42ZM50 145H51V142H50ZM50 145H49V147H50ZM94 145H95V144H94ZM99 145H100V144H99ZM124 145H125V144H124ZM45 146H48V145L46 144ZM52 146H53V145H52ZM55 146H56V144H54V148H55ZM127 146H128V145H127ZM154 146H156V145H154ZM204 146H205V145H204ZM225 146H226V144H225ZM225 146H224V147H225ZM247 146H246V147H247ZM254 146H255V145H254ZM13 147H14V146H13ZM13 147H12V148H13ZM16 147H17V146H16ZM79 147H80V146H79ZM129 147H130V146H129ZM141 147H142V146H141ZM262 147H263V146H262ZM46 148H48V147H46ZM56 148H58V147H56ZM130 148H131V147H130ZM236 148H237V147H236ZM242 148H243V147H242ZM244 148H245V147H244ZM244 148H243V151L245 150ZM15 149H16V148H15ZM18 149H20V148H18ZM34 149H36V148L34 147ZM34 149H33V151H34ZM52 149H53V148H52ZM84 149H85V148H83V152H84ZM116 149H117V148H116ZM149 149H150V148H149ZM153 149H154V148H153ZM212 149H213V144H212ZM251 149H252V148H251ZM16 150H17V149H16ZM41 150H42V149H41ZM68 150L70 151V149H68ZM87 150H88V149H87ZM140 150H141V149H140ZM143 150H144V149H143ZM151 150H152V149H151ZM237 150H238V148H237ZM246 150H248V149L246 148ZM249 150H250V149H249ZM255 150H256V149H255ZM13 151H14V150H13ZM18 151H19V150H18ZM26 151H27V150H26ZM43 151H45V150H42L41 153H43ZM48 151H49V150L47 149L46 152H48ZM55 151L58 152L57 149H56ZM59 151H61V150H59ZM79 151H80V150H79ZM206 151H207V150H206ZM231 151H232V150H231ZM235 151H236V150H233L231 153H234ZM250 151L253 153L252 150H250ZM20 152H21V150H20ZM61 152H65V151H61ZM80 152H81V151H80ZM80 152H78L79 155H80ZM89 152H90V151H89ZM122 152H123V151H122ZM204 152H205V151H204ZM237 152H238V151H237ZM247 152H248V151H247ZM32 153H33V152H32ZM59 153H60V152H58V154H59ZM65 153H67V152H65ZM85 153H86V152H85ZM87 153H88V152H87ZM117 153H118V152H117ZM120 153H121V152H120ZM120 153H118V154L120 155ZM211 153L214 154L213 151H212ZM211 153H210V154L208 153V154L211 155ZM229 153H230V152H229ZM239 153H240V152H239ZM244 153H245V152H244ZM252 153L249 152V154H252ZM44 154H45V153H44ZM48 154H50V153H48ZM51 154H52V153H51ZM51 154H50V155H51ZM75 154H76V153H75ZM109 154H110V152H109ZM114 154H115V153H114ZM118 154H117V155H118ZM205 154H207V153H205ZM227 154H228V152H227ZM249 154H248V155H249ZM253 154H254V153H253ZM38 155H39V153H38ZM61 155H62V153H61ZM67 155H69V154H67ZM67 155H65V157H63V159H64V158H67V157H68ZM73 155H74V154H73ZM76 155H77V154H76ZM93 155H94V153H93ZM232 155H233V154H232ZM238 155H239V154H238ZM245 155H247V154H245ZM248 155H247V156H248ZM260 155H261V154H260ZM17 156H18V155H17ZM48 156H49V155H48ZM53 156H54V155H53ZM53 156H51V157H53ZM55 156H56V155H55ZM55 156H54V158H55ZM62 156H64V155H62ZM83 156H84V155H83ZM88 156H89V155H88ZM94 156H95V155H94ZM106 156H107V155H106ZM115 156H116V154H115ZM122 156H125V155L122 154ZM122 156H121V157H122ZM142 156H143V154H142ZM149 156L151 157V155H149ZM228 156H229V155H228ZM230 156H231V155H230ZM234 156H235V154H234ZM234 156H233V158H234ZM247 156H245L246 159H247ZM45 157H46V156H45ZM45 157H44V160H46ZM56 157H57V156H56ZM81 157H82V156L80 155V158H79V159H81ZM89 157H90V156H89ZM92 157H93V156H92ZM109 157H110V155H109ZM117 157H118V156H117ZM129 157H130V156H129ZM202 157H203V156H202ZM209 157H210V156H209ZM211 157H212V156H211ZM253 157H255V155H254ZM260 157H261V156H259L258 158H260ZM262 157H263V156H262ZM262 157H261V158H262ZM36 158H38V156H37ZM49 158H50V157H49ZM58 158H59V157H58ZM58 158H57V160H58ZM61 158H62V157H61ZM71 158H74L75 163H76V160H78V159L75 158V156H74V157H71ZM77 158H78V157H77ZM85 158H86V157H85ZM130 158H131V157H130ZM141 158H142V157H141ZM204 158H206V157H203L202 159H204ZM229 158H230V157H229ZM229 158H228V159H229ZM235 158H237V157H235ZM242 158H244V157H242ZM248 158H249V157H248ZM256 158H257V156L255 157V159H256ZM39 159H40V158H39ZM42 159H43V158H42ZM42 159H41V160H42ZM75 159H76V160H75ZM82 159H83V158H82ZM82 159H81V160H82ZM94 159H95V158H94ZM97 159L100 161V160H101V157H99V158H97ZM102 159H105V158H102ZM106 159H107V158H106ZM110 159H111V158H110ZM110 159H109V160H110ZM113 159H114V158H113ZM113 159H112V160H113ZM116 159H117V158H116ZM119 159H121V158L119 157ZM244 159H245V158H244ZM249 159H250V158H249ZM47 160H48V159H47ZM81 160H79V161L81 162ZM83 160H84V159H83ZM86 160H87V159H86ZM92 160H93V159H92ZM109 160H108V161H109ZM122 160H123V159H122ZM247 160H248V159H247ZM250 160H251V163L254 164L255 161H252V159H250ZM7 161H8V160H7ZM12 161H13V160H12ZM51 161H52V160H51ZM61 161H62V160H61ZM64 161H65V160H64ZM90 161H91V158H90ZM94 161H95V160H94ZM94 161H93V162H94ZM116 161H117V160H116ZM119 161H121V160H119ZM119 161H118V162H119ZM229 161H230V160H229ZM243 161L247 162L246 160H243ZM39 162H40V161H39ZM44 162H47V161H44ZM54 162H55V161H54ZM71 162H72V161H71ZM114 162H115V161H114ZM205 162H206V161H204V163H205ZM214 162H215V161H214ZM232 162H234V161H232ZM241 162H242V160H241ZM257 162H258V161H257ZM11 163H12V162H11ZM32 163H33V162H32ZM34 163H36V162L34 161ZM37 163H38V162H37ZM56 163H57V162H56ZM72 163H73V162H72ZM72 163H71V164H72ZM81 163H82V162H81ZM81 163H80V165H81ZM94 163L96 164V162H94ZM105 163H106V162H105ZM115 163H116V162H115ZM126 163H127V162H126ZM229 163H230V162H229ZM243 163H244V162H243ZM248 163H249V162H248ZM12 164H13V163H12ZM28 164H29V163H28ZM42 164L45 165V163H42ZM61 164H62V163H61ZM64 164H66V163H64ZM67 164H68V163H67ZM76 164H77V163H76ZM90 164H92V162H90ZM95 164H93L94 167H96ZM212 164H213V163H212ZM244 164H245V163H244ZM246 164H247V163H246ZM261 164H262V163H261ZM29 165H31V164H29ZM32 165L34 166L35 164H32ZM37 165H39V164H37ZM37 165H36V166H37ZM56 165H58V164H56ZM115 165H116V164H115ZM129 165H130V164H129ZM129 165H128V166H129ZM214 165H215V164H214ZM229 165L231 166V164H229ZM235 165H236V163H235ZM235 165L233 164V167H235ZM238 165H239V164H238ZM247 165H248V164H247ZM247 165H246V166H247ZM45 166H46V165H45ZM59 166H60V165H59ZM63 166H64V165H63ZM85 166H86V165H85ZM126 166H127V164L125 165V167H126ZM244 166H245V165H244ZM252 166H254V165H252ZM14 167H15V166H14ZM14 167H13V168H14ZM39 167H40V169L43 168V167H41V166H38V170H39ZM46 167H47V166H46ZM54 167H56V166L54 165ZM67 167H68V166H67ZM67 167H66V169H67ZM121 167H122V166H121ZM131 167H132V166L130 165V168H131ZM208 167H209V166H208ZM211 167H212V166H211ZM13 168H12V169H13ZM34 168H36V167L34 166ZM48 168H49V167H48ZM59 168H60V167H59ZM73 168H74V167H73ZM89 168H90V167H89ZM116 168H117V167H116ZM119 168H120V167H119ZM126 168H127V167H126ZM139 168H140V167H139ZM205 168H206V166H205ZM212 168H213V167H212ZM215 168H216V167H215ZM237 168H238V167H237ZM256 168H257V167H255V169H256ZM258 168H259V167H258ZM258 168L256 169V171H258ZM14 169H16V168H14ZM50 169H51V168H50ZM52 169H53V167H52ZM55 169H56V168H55ZM91 169H92V167H91ZM93 169H94V168H93ZM93 169H92V170H93ZM99 169H100V168H99ZM121 169H122V168L117 169V170H118V171L120 170V172H121ZM213 169H214V168H213ZM218 169H219V168H218ZM240 169H241V168H240ZM248 169H249V167H247L246 170H248ZM250 169H251V168H250ZM260 169H261V168H260ZM260 169H259V170H260ZM18 170H19V169H18ZM26 170H27V169H26ZM35 170L37 171V169H35ZM43 170H44V169H43ZM48 170H49V169H48ZM57 170H58V169H57ZM59 170H60V169H59ZM59 170H58V171H59ZM67 170H68V169H67ZM89 170H90V169H89ZM103 170H105V169H103ZM107 170H108V168H107ZM113 170H114V169H113ZM122 170H123V169H122ZM126 170H127V169H126ZM134 170H135V169H134ZM215 170H216V169H215ZM220 170H221V169H220ZM237 170H238V169H237ZM244 170H245V169H244ZM246 170H245V172H246ZM20 171H21V170H20ZM36 171H34L33 174H35V175L40 174V172H39V173L37 172L38 174H36ZM39 171H41V170H39ZM53 171H54V169H53ZM65 171H66V170H65ZM65 171H64L63 173H65ZM93 171H94V170H93ZM99 171H100V170H99ZM114 171H115V170H114ZM128 171H129V170H128ZM136 171H137V170H136ZM139 171H140V170H139ZM222 171H223V170H222ZM238 171H241V170H238ZM249 171H250V170H249ZM262 171H263V170H262ZM21 172H22V171H21ZM27 172L29 173V171H27ZM41 172H43V171H41ZM46 172L49 173L48 171H46ZM66 172H67V171H66ZM72 172H73V170H72ZM78 172H79V171H78ZM83 172H84V171H83ZM94 172H95V171H94ZM96 172H97V170H96ZM96 172H95V173H96ZM101 172H102V171H101ZM129 172H130V171H129ZM132 172H133V171H132ZM212 172L214 173V171H212ZM242 172L244 173V171H242ZM254 172H255V171H254ZM254 172H253V173H254ZM43 173H45V172H43ZM47 173H45V174L47 175ZM50 173H52L51 170H50ZM50 173H49V175H51ZM58 173H59V172H58ZM107 173H109V172H107ZM112 173H113V172H112ZM115 173H116V172H115ZM126 173H127V172H126ZM137 173H138V172H137ZM137 173H136V174H137ZM237 173H238V172H237ZM239 173H240V172H239ZM243 173H241V174H243ZM255 173H256V172H255ZM255 173L253 174V177H254ZM15 174H16V173H15ZM15 174H14V175H15ZM31 174H32V172H31ZM31 174H30V175H31ZM70 174H71V173H70ZM105 174H106V173H105ZM118 174H119V172H118ZM120 174H121V173H120ZM136 174H135V175H136ZM219 174H220V173H219ZM260 174H262V172H261ZM263 174H264V173H263ZM14 175H13V176H14ZM18 175H20V174H18ZM35 175H34V176H35ZM83 175H84V174H83ZM83 175H81V177H82ZM86 175H87V174H86ZM89 175H90V174H89ZM95 175H96V174H95ZM101 175H103V174H101ZM110 175H111V174H110ZM128 175H129V174H128ZM133 175H134V174H133ZM140 175H141V174H140ZM204 175H205V174H204ZM215 175H216V174H215ZM250 175H251V171H250ZM10 176H11V175H10ZM41 176H43V175H41ZM52 176H53V175H52ZM54 176H55V175H54ZM75 176H77V175H75ZM126 176H127V175H126ZM197 176H198V175H197ZM217 176H218V174H217ZM39 177H40V176H38V178H39ZM47 177H48V176H47ZM47 177H46V179H47ZM50 177H51V176H50ZM50 177H48V178L50 179ZM57 177H58V176H57ZM57 177H56V178H57ZM81 177H80V178H81ZM83 177H85V176H83ZM89 177H90V176H89ZM93 177H94V176H93ZM99 177H100V175H99ZM114 177H115V176H114ZM206 177H207V176H206ZM214 177H215V176H214ZM250 177H251V176H250ZM15 178H16V177H15ZM41 178H42V177H41ZM61 178H63V177H61ZM67 178H68V177H67ZM202 178H203V176H202ZM260 178H261V177H260ZM35 179H36V178H35ZM35 179H34V181H36ZM39 179H40V178H39ZM39 179H38V181H39ZM43 179H45V178L43 177ZM43 179H42V180H43ZM46 179H45V180H46ZM49 179H48V180H49ZM57 179H58V178H57ZM102 179H104V178L102 177ZM208 179H209V178H208ZM253 179H254V178H253ZM262 179H263V178H262ZM15 180H16V179H15ZM25 180H26V179H25ZM25 180H23L22 182H24ZM31 180H33V179H31ZM31 180H30V181H31ZM45 180H44V181H45ZM54 180H55V179H54ZM74 180H75V179H74ZM76 180H77V179H76ZM85 180H87V179H85ZM90 180H91V178H90ZM93 180H94V179H93ZM93 180H91V181H93ZM119 180H120V179H119ZM119 180H118V181H119ZM195 180L198 181V180H197V177H196ZM213 180H215V178H214ZM250 180H251V178H250ZM257 180H258V179H257ZM38 181H36V182H38ZM59 181H60V180H58V182H59ZM66 181H67V180H66ZM66 181L64 180V182H66ZM78 181H79V180H78ZM88 181H89V180H88ZM103 181H104V180H103ZM105 181H106V180H105ZM107 181H108V180H107ZM112 181H113V180H112ZM126 181H127V180H126ZM251 181H254V180H251ZM13 182H15V181H13ZM49 182H50V180H49ZM101 182H102V181H101ZM101 182H100V183H101ZM122 182H123V180H122ZM203 182H204V181H203ZM24 183H26V182H24ZM39 183H41V182H38V184H39ZM42 183H43V181H42ZM42 183H41V184H42ZM44 183H45V182H44ZM55 183H56V182H55ZM59 183L61 184V182H59ZM66 183H67V182H66ZM82 183H83V182H82ZM88 183H89V182H88ZM96 183H97V182H96ZM98 183H99V181H98ZM107 183H108V182H107ZM197 183H199V182H197ZM205 183H206V182H205ZM208 183H209V181H208ZM213 183H214V182H213ZM213 183H211V185H213ZM251 183H252V182H251ZM251 183H249V185H250ZM5 184H6V183H4V185H5ZM46 184H47V183H46ZM49 184H50V183H49ZM68 184H69V183H68ZM71 184H72V181H71ZM90 184H91V183H90ZM93 184H94V183H93ZM123 184H124V183H123ZM8 185H10V184H8ZM8 185H7V186H8ZM12 185H13V184H12ZM33 185H34V184H33ZM35 185H36V183H35ZM47 185H48V184H47ZM55 185H57V183H56ZM69 185H70V184H69ZM76 185H77V184H76ZM98 185H99V184H98ZM101 185H102V183H101ZM103 185L105 186V184H103ZM117 185H118V184H117ZM128 185H129V184H128ZM198 185H199V184H198ZM202 185H203V184H202ZM254 185H255V183H254ZM260 185H261V184H260ZM7 186H5V188H6ZM37 186H38V185H37ZM39 186H40V185H39ZM72 186H73V185H72ZM77 186H79V185H77ZM80 186H81V187H80V188H81L80 190L83 191V189H82V186H83V185L80 184ZM96 186H97V185H96ZM104 186H103V187H104ZM112 186L114 187L115 185H112ZM8 187H9V186H8ZM20 187H21V185H20ZM27 187H29V186H27ZM27 187H26V188H27ZM31 187H32V186H31ZM33 187H34V186H33ZM54 187H55V186H54ZM54 187H53V188H54ZM56 187H57V186H56ZM69 187H70V186H69ZM97 187H98V186H97ZM207 187H208V186H207ZM40 188H44V185H43V187H39V190H40ZM53 188H50V189L52 190ZM61 188H62V185H61ZM64 188H65V187H64ZM64 188H63V189H64ZM76 188H77V187H76ZM261 188H262V187H261ZM1 189H2V187H1ZM36 189H38V188H36ZM45 189H46V187H45ZM45 189H44V190H45ZM50 189L48 188L47 190H50ZM55 189H56V188H55ZM57 189H58V188H57ZM57 189H56V190H57ZM84 189H85V188H84ZM102 189H103V188H102ZM197 189H198V188H197ZM203 189H204V188H203ZM208 189H209V188H208ZM251 189H252V188H251ZM56 190H54V191H56ZM59 190H60V192L62 191L61 189H59ZM65 190L68 191V189H65ZM75 190H76V189H75ZM87 190H88V189H87ZM113 190H114V189H113ZM121 190H122V188H121ZM126 190H127V189H126ZM129 190H130V189H129ZM136 190H137V189H136ZM200 190H201V188H200ZM54 191H53V193H54ZM57 191H58V190H57ZM81 191H80V192H81ZM85 191H86V189H85ZM90 191H91V190H90ZM100 191H101V190H100ZM255 191H256V189H255ZM259 191H260V190H259ZM36 192H37V190H36ZM36 192H35V193H36ZM38 192H39V191H38ZM38 192H37V193H38ZM68 192H70V190H69ZM73 192H74V191H73ZM86 192H88V191H86ZM112 192H113V191H112ZM112 192H111V193H112ZM127 192H128V191H127ZM135 192H136V191H135ZM141 192H142V191H141ZM44 193H45V192H44ZM49 193H50V192H49ZM64 193H65V192H64ZM64 193H61V194H64ZM76 193H77V191H76ZM76 193H75V194H76ZM84 193H85V192H84ZM99 193H104V192L101 191V192H99ZM111 193H110V194H111ZM122 193H123V192H122ZM204 193H205V190H204ZM249 193H250V191H249ZM251 193H253V195L255 194V193L252 192V191H251ZM51 194H52V193H51ZM57 194H58V192H57ZM57 194L54 193L55 197H56ZM68 194H71V193H68ZM86 194H87V193H86ZM89 194H91V193H89ZM95 194H96V193H95ZM105 194H106V193H104L103 195H105ZM107 194H109V192H108ZM110 194H109V196H110ZM118 194H120V193H118ZM127 194H128V193H127ZM127 194H126V195H127ZM247 194H248V193H247ZM256 194H257V193H256ZM47 195H48V194H47ZM59 195H60V194H59ZM65 195H67V194H65ZM65 195H64V197H65ZM71 195L73 196V194H71ZM71 195H70V196H71ZM77 195H79V194H76V196H75V198H74V199H75L74 202L76 201V202H75V203H76L75 207H77V200H76ZM81 195H82V194H81ZM81 195H80V196H81ZM83 195H84V194H83ZM113 195H114V194H113ZM113 195H111V196L113 197ZM142 195H143V194H142ZM248 195L251 196L250 194H248ZM40 196H41V198H42V195H40ZM68 196H69V195H68ZM90 196L92 197L93 194L90 195ZM101 196H102V195H101ZM114 196H115V195H114ZM124 196H125V195H124ZM243 196H244V195H243ZM249 196H248L247 198H249ZM257 196H258V195H257ZM257 196H256V197H257ZM45 197H46V196H45ZM47 197H48V196H47ZM52 197H53V196H52ZM52 197H51V198H52ZM59 197H60V196H59ZM59 197H58V198H59ZM91 197H89V198H91ZM94 197L97 198V196H94ZM103 197H104V196H103ZM129 197H130V196H129ZM143 197H144V196H143ZM244 197H245V196H244ZM254 197H255V196H254ZM49 198H50V197H49ZM53 198H54V197H53ZM56 198H57V197H56ZM61 198H62V197H61ZM61 198H60V200H61ZM65 198H66V197H65ZM68 198L70 199L71 197H68ZM84 198H85V197H84ZM84 198H83V199H84ZM96 198H95V200H96ZM106 198H108V197L106 196L104 199L106 200ZM110 198H111V197H110ZM116 198H117V196H116ZM119 198H121V197H119ZM126 198H127V197H126ZM54 199H55V198H54ZM77 199H78V198H77ZM252 199H253V197H252ZM42 200H43V199H42ZM45 200H46V199H45ZM47 200H48V199H47ZM107 200H108V199H107ZM63 201H64V200H63ZM66 201L68 202L69 200L66 199ZM66 201H65V202H66ZM70 201L73 202L72 200H70ZM78 201H79V200H78ZM82 201H84V200H82ZM86 201H88V200H86ZM108 201H110V200H108ZM112 201H114V200L112 199ZM128 201H130V200H128ZM235 201H236V200H235ZM252 201H253V200H252ZM252 201H251V202H252ZM261 201H263V200H261ZM41 202H42V201H41ZM48 202H49V201H48ZM89 202H91V200H89ZM89 202H88V204H89ZM96 202H98V201L96 200ZM110 202H111V201H110ZM237 202H238V201H237ZM46 203H47V202H46ZM46 203H44V204H46ZM56 203H57V202H56ZM56 203H55V204H56ZM60 203H61V202H60ZM75 203H74V204H75ZM78 203H81V201H79ZM85 203H86V202H85ZM98 203H99V202H98ZM101 203H102V202H101ZM104 203H105V202H104ZM111 203H112V202H111ZM117 203H118V202H117ZM120 203L123 204L124 202H120ZM125 203H126V202H125ZM252 203H253V202H252ZM258 203H259V202H257V204H255V200H254V203H253V204H255V205L258 206ZM262 203L264 204V202H262ZM42 204H43V203H42ZM50 204H51V203H50ZM61 204H62V203H61ZM66 204H67V203H65V206H66ZM90 204H92V202H91ZM253 204H252V205H253ZM48 205H49V204H48ZM56 205H57V204H56ZM70 205H72V207H71ZM78 205H79V204H78ZM80 205H81V204H80ZM93 205H94V204H93ZM93 205H91V206L93 207ZM96 205H98V207H100L99 204L96 203ZM110 205H111V204H110ZM129 205H130V204H129ZM236 205H237V204H236ZM247 205H248V204H247ZM249 205H250V204H249ZM261 205H262V204H261ZM38 206H39V205H38ZM59 206H60V205H59ZM63 206H64V205H62V207H63ZM68 206L71 207L72 210H75V209H73V204L70 203ZM87 206H88V205H87ZM87 206H86V207H87ZM91 206L89 205L87 208L89 209V208H91ZM124 206H125V205H124ZM126 206H127V205H126ZM126 206H125V207H126ZM35 207H36V206H35ZM50 207H51V205H50ZM78 207L81 209L82 205H81V207H80V206H78ZM84 207H85V206H84ZM95 207H96V206H95ZM111 207H112V206H111ZM249 207H251V206H249ZM255 207H256V206H255ZM255 207L252 206L251 208H255ZM261 207H262V206H261ZM36 208H37V207H36ZM39 208H41V207L39 206ZM42 208H43V207H42ZM45 208H46V207H45ZM100 208H101V207H100ZM43 209H44V208H43ZM46 209H47V208H46ZM48 209H49V206H48ZM53 209H54V208H53ZM62 209H64V208H62ZM77 209H78V208H77ZM93 209H95V208H93ZM97 209L99 210V208H97ZM112 209H113V208H112ZM249 209H250V208H249ZM261 209H262V208H261ZM49 210H50V209H49ZM55 210H56V208H55ZM65 210H66V208H65ZM86 210H87V209H86ZM89 210H90V209H89ZM104 210H105V209H104ZM259 210H260V209H259ZM262 210H263V209H262ZM24 211H25V210H24ZM27 211H28V209L26 208V211H25L26 213L30 212L31 209H29L28 212H27ZM39 211H40V210L37 211V214H38ZM44 211H45V210H44ZM51 211H52V210H51ZM51 211H49L50 213L48 212V213L50 214L49 216H51V215H52L51 213H53V212H51ZM61 211H63V210H61ZM67 211H68V210H67ZM70 211H71V209H70ZM70 211H69V213L67 212L68 215H69L70 213H72V212H70ZM77 211H78L77 213H79V214L81 215V214H83V212L80 213V211H84V210H80V211L77 210ZM90 211L93 213V210H90ZM95 211H97V210L95 209ZM107 211H109V210H107ZM107 211H105L106 213L104 212L103 214L105 215V214H107V213H108V214L111 213V211H109V212H107ZM255 211H256V210H255ZM59 212H60V211H59ZM98 212H99V211H98ZM257 212H258V211H257ZM263 212H264V211H263ZM263 212H262V213H263ZM26 213H25V215H26ZM35 213H36V212H35ZM35 213H34V214H35ZM48 213H47V214H48ZM74 213H75V211H74ZM74 213H73V214H74ZM77 213H76V214H77ZM89 213H90V212H89ZM89 213H88V211H87V213H86V214H87V217H88V214H89ZM95 213H96V212H95ZM262 213H261V214H262ZM76 214L73 215V216H76ZM79 214H78V215H79ZM84 214H85V213H84ZM101 214H102V213H101ZM135 214H136V213H135ZM135 214H134V215H135ZM140 214H142V212H141ZM18 215H19V214H18ZM28 215H29V213H28ZM39 215H40V214H39ZM56 215H57V214H56ZM60 215H61V213H60ZM62 215H63V214H62ZM70 215H71V214H70ZM70 215H69V216H70ZM78 215H77V217H78ZM89 215L91 216V214H89ZM97 215H98V213H97ZM134 215H133V216H134ZM37 216H38V215H37ZM37 216H36V217H37ZM44 216H45V215H44ZM47 216H48V215H47ZM49 216H48V217H49ZM65 216H67V215L65 214ZM65 216H64V217L62 216V217L65 218ZM73 216H72V217H73ZM98 216L100 217V215H98ZM112 216H113V215H111L110 218H111L112 221H113ZM39 217H40V216H39ZM45 217H46V216H45ZM53 217H54V216H53ZM53 217H51V218H53ZM58 217H59V215H58ZM82 217H83V218H86V217H84V216L81 215V218H82ZM91 217H92V216H91ZM95 217H96V216H95ZM99 217H97V218H99ZM101 217H103V216H101ZM21 218H22V217H21ZM54 218H57V216L54 217ZM60 218H61V216H60ZM66 218H67V217H66ZM66 218H65V219H66ZM70 218H71V216H70ZM78 218H79L78 221H80V222L83 220V219L80 220V219H81L80 216H79ZM88 218H89V217H88ZM93 218H94V217H93ZM129 218H131V217H129ZM133 218H134V217H133ZM137 218H138V217H137ZM137 218H136V220H137ZM139 218H140V217H139ZM46 219H47V218H46ZM90 219H92V218H90ZM95 219H96V218H95ZM119 219H121V218H119ZM21 220H22V219H21ZM23 220H24V219H23ZM25 220H26V219H25ZM44 220H45V219H44ZM48 220H49V218H48ZM48 220H47V221H48ZM52 220H53V219H51L50 221H52ZM87 220H88V219H87ZM93 220H94V219H93ZM96 220H97V219H96ZM100 220H102V219H100ZM107 220H108V219H107ZM117 220H118V219H117ZM122 220H123V219H122ZM33 221L35 222V220H33ZM47 221L45 220V222H47ZM61 221H63V220H61ZM65 221H66V220H65ZM75 221H77V220H75ZM89 221H90V220H89ZM91 221H92V220H91ZM97 221H99V220H97ZM20 222H21V221H20ZM102 222H104V221H102ZM102 222L100 223V225H102ZM42 223H43V222H42ZM50 223H51V222H50ZM50 223H49V225H52V224L54 225L55 222H53L52 224H50ZM57 223H58V222H57ZM59 223H60V221H59ZM63 223H64V222H63ZM69 223H70V222H69ZM93 223H94V222H92V224H93ZM105 223H106V222H105ZM19 224L21 225V223H19ZM29 224H30V223H29ZM35 224H38V222L35 223ZM81 224H84V223L82 222ZM81 224H79V225H81ZM90 224H91V223H90ZM108 224H110V223H108ZM10 225H11V224H10ZM20 225H19V226H20ZM22 225H23V224H22ZM25 225H26V224H25ZM60 225H62V223H61ZM77 225H78V224H77ZM79 225H78V226H79ZM98 225H99V224H98ZM103 225H105V224H103ZM125 225H126V224H125ZM16 226H17V225H16ZM30 226H32V225H30ZM72 226H73V225H72ZM83 226H84V225H83ZM105 226H106V225H105ZM107 226H108V225H107ZM109 226H111V224H110ZM109 226H108L107 228H109ZM127 226L130 227L129 225H127ZM21 227H22V226H21ZM34 227H35V226H34ZM63 227H65V226H63ZM63 227H60V228H63ZM69 227H70V225H69ZM73 227H74V226H73ZM90 227H91V226H90ZM99 227H100V226H99ZM101 227H102V226H101ZM112 227H113V225H112ZM112 227H111V228H112ZM116 227H117L118 230H120V229L118 228V226H116ZM121 227H122V226H121ZM121 227H120V228H121ZM14 228H16V227H14ZM26 228H28V229H25V228H24L23 230H26V231L28 230V231H30V228H29V227H26ZM56 228H57V225H56ZM56 228H54V229L57 230ZM70 228H71V227H70ZM88 228H89V227H88ZM104 228H105V227H104ZM114 228H115V227H114ZM114 228H113V229H114ZM126 228H127V227H126ZM9 229H10V228H9ZM17 229H18V228H17ZM20 229H21V228H20ZM35 229H38V228L35 227ZM65 229H66V227H65ZM79 229H80V227H79ZM115 229H116V228H115ZM18 230H19V229H18ZM32 230H33V228H32ZM45 230H46V229H45ZM67 230H68V229H67ZM67 230H63V231L66 232ZM74 230L76 231V229H74ZM81 230H82V229H81ZM83 230H84V228H83ZM87 230H88V229H85V231H87ZM91 230H92V228H91ZM106 230H107V229H106ZM108 230H109V229H108ZM118 230H117V231H118ZM121 230L123 231L122 228H121ZM20 231H21V230H20ZM51 231H52V230H51ZM68 231H69V230H68ZM68 231H67V232H68ZM70 231H72V228H71ZM114 231H116V230H114ZM124 231H125V233H126V230H125V229H124ZM124 231H123V232H124ZM33 232H35V234H36V231H35V230H34ZM46 232H47V230H46ZM83 232H84V231H83ZM105 232H106V231H105ZM109 232H110V231H109ZM109 232L104 233V236H105V234H109V235H110ZM119 232H120V231H119ZM259 232H260V231H259ZM27 233H28V232H27ZM40 233L42 234V232H40ZM43 233H44V232H43ZM47 233H48V232H47ZM59 233H60V232H59ZM61 233H62V232H61ZM63 233H64V232H63ZM70 233H71V232H69V234H70ZM87 233H88V232H87ZM89 233H90V232H89ZM102 233H103V232H102ZM102 233H101V234H102ZM113 233H114V232H113ZM11 234H12V233H11ZM30 234H31V232L29 233V235H30ZM37 234H38V233H37ZM48 234H49V233H48ZM65 234H66V233H65ZM67 234H68V233H67ZM72 234H73V233H72ZM83 234H84V233H83ZM85 234H86V232H85ZM85 234H84V236L82 235V237H83L82 239L86 238V235H85ZM115 234H116V233H115ZM119 234H120V233H119ZM121 234H122V233H121ZM128 234H129V233H128ZM259 234H260V233H259ZM39 235H40V234H39ZM109 235H108V236H109ZM19 236H20V235H19ZM52 236H53V235H52ZM68 236H69V235H68ZM68 236H65L66 239H67ZM75 236L78 237L77 234H76ZM75 236H74V237H75ZM108 236L106 235V236L104 237V242L107 240L105 243H107L108 240H109V239L107 238ZM123 236H124V235H123ZM123 236H122V237H123ZM15 237H16V235H15ZM50 237H51V235H50ZM56 237H57V236H56ZM71 237L73 238V236H71ZM79 237H81V236H79ZM79 237H78V239H80ZM116 237H117V234H116ZM118 237H119V236H118ZM68 238H70V237H68ZM72 238H70V239H72ZM105 238H107V239H105ZM53 239H54V238H53ZM64 239H65V238H64ZM64 239L62 240V242L64 241ZM73 239H74V238H73ZM112 239H113V241H114V239H115V235H114V238H112ZM120 239H121V237H120ZM122 239H124V238H122ZM187 239H188V238H187ZM84 240H87V239H84ZM84 240H83V241L80 240V241H82V243H83ZM127 240H128V239H127ZM60 241H61V240H60ZM122 241H123V240H122ZM124 241H125V239H124ZM132 241H133V240H132ZM55 242H56V241H55ZM58 242H59V240H58ZM62 242H61V243H62ZM75 242L78 244L77 241H75ZM75 242H74V243H75ZM110 242H111V241H110ZM115 242H117V240H116ZM187 242H188V241H187ZM65 243H66V241H65ZM71 243H72V242H71ZM76 243H75V244H76ZM82 243H81V244H82ZM84 243H85V242H84ZM84 243H83V244H84ZM111 243H112V242H111ZM111 243H110V245H111V246H114V248H115V247H116L115 245H117V244L112 245ZM125 243H126V242H125ZM127 243H128V242H127ZM130 243H131V242H130ZM188 243H189V242H188ZM67 244H68V243H67ZM141 244H142V243H141ZM59 245H60V244H59ZM61 245H62V244H61ZM79 245H80V244H79ZM51 246H52V245H51ZM117 246H118V245H117ZM121 246H122V245H121ZM133 246H134V245H133ZM118 247L121 248L120 245H119ZM118 247H117V248H118ZM47 248H48V247H47ZM53 248H54V247H53ZM55 248H56V247H55ZM106 248H107V247H106ZM111 248H112V247H111ZM114 248H113V249H114ZM128 248H131V246L128 247ZM50 249H52V248H50ZM121 249H122V250H126V249H123V247H122ZM62 250H63V249H62ZM65 250H66V249H65ZM68 250H69V249H68ZM110 250H111V249H110ZM110 250H109V251H110ZM139 250H140V249H139ZM127 251H128V250H127ZM135 251H136V249H135ZM78 252H79V251H78ZM78 252H77V253H78ZM81 252H82V251H81ZM107 252H108V251H107ZM111 252H112V250H111ZM140 252H141V251H140ZM140 252H139V253H140ZM153 252H154V251H153ZM83 253H84V252H83ZM83 253H82V254H83ZM108 253H109V252H108ZM117 253H119V251H118ZM123 253H124V252H123ZM132 253H133V252H132ZM137 253H138V252H137ZM137 253H135V254H137ZM147 253H149V252H147ZM151 253H152V252H151ZM167 253H168V252H167ZM78 254H79V253H78ZM84 254H85V253H84ZM84 254H83V255H84ZM112 254H113V253H112ZM112 254H111V255H112ZM114 254H115V253H114ZM120 254H121V253H119L118 255L120 256ZM140 254H141V253H140ZM168 254H169V253H168ZM109 255H110V254H109ZM138 255H139V254H138ZM161 255H162V254H161ZM165 255H166V253H165ZM76 256H77V255H76ZM87 256H89V255H87ZM115 256H116V255H115ZM115 256H114V257H115ZM141 256H142V255H141ZM147 256H150V255H147ZM147 256H145V257H147ZM151 256H152V255H151ZM105 257H107V256H105ZM109 257H110V256H109ZM111 257H112V256H111ZM122 257H123V256H122ZM122 257H121V258H122ZM130 257H131V256H130ZM139 257H140V256H139ZM139 257H138V258H139ZM143 257H144V256H143ZM157 257H158V256H157ZM165 257H166V256H165ZM55 258H56V257H55ZM92 258H94V257H92ZM121 258L119 257V259H121ZM124 258H125V257H124ZM150 258H151V257H150ZM159 258H161V257H159ZM159 258H158V259H159ZM171 258H172V257H171ZM73 259H74V258H73ZM78 259H79V258H78ZM81 259H82V258H81ZM86 259H87V258H86ZM89 259H90V258H89ZM107 259H108V258H107ZM107 259H106V260H107ZM115 259H116V258H115ZM139 259H140V258H139ZM146 259H147V258H146ZM146 259H145V261H146ZM54 260H55V259H54ZM102 260H103V259H102ZM111 260H112V259H111ZM125 260H126V259H125ZM131 260H132V259H131ZM147 260H148V259H147ZM168 260H169V258H168ZM171 260H172V259H171ZM69 261H70V260H69ZM72 261H74V260H72ZM72 261H71V262H72ZM84 261H85V260H84ZM103 261H104V260H103ZM107 261H108V260H107ZM115 261H116V260H115ZM136 261H138V259H137ZM141 261H142V260H141ZM145 261H144V262H145ZM148 261H149V260H148ZM172 261H173V260H172ZM248 261H249V260H248ZM52 262H53V261H52ZM67 262H68V259H67ZM80 262H81V261H80ZM92 262H93V261H92ZM94 262H95V261H94ZM116 262H119V261L117 260ZM123 262H125V261H123ZM126 262H129V261H126ZM126 262H125V263H126ZM155 262H156V261H155ZM161 262H162L161 264H163L164 260L161 261ZM178 262H179V261H178ZM249 262H250V261H249ZM53 263H54V262H53ZM76 263H77V262H76ZM89 263H90V262H89ZM111 263H112V262H111ZM120 263H122V260H121ZM135 263H136V262H135ZM135 263H134V264H135ZM46 264H47V263H46ZM64 264H65V262H64ZM66 264H67V263H66ZM68 264H69V262H68ZM70 264H71V263H70ZM94 264H95V263H94ZM99 264H102V262L99 263ZM106 264H107V263H106ZM139 264H142V262H140ZM146 264H147V262H146ZM238 264H239V263H238ZM240 264H243V263L240 262Z\"/></svg>",
  "mask_w": 264,
  "mask_h": 264
}]
</instances>
